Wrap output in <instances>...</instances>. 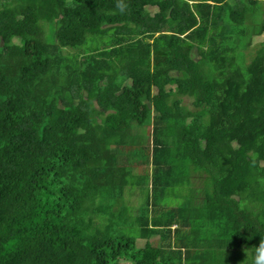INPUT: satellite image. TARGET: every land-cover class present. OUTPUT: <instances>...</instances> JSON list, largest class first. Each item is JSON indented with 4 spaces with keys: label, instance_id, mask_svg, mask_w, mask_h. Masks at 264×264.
<instances>
[{
    "label": "trees",
    "instance_id": "1",
    "mask_svg": "<svg viewBox=\"0 0 264 264\" xmlns=\"http://www.w3.org/2000/svg\"><path fill=\"white\" fill-rule=\"evenodd\" d=\"M263 5L0 0V264H255Z\"/></svg>",
    "mask_w": 264,
    "mask_h": 264
},
{
    "label": "clouds",
    "instance_id": "2",
    "mask_svg": "<svg viewBox=\"0 0 264 264\" xmlns=\"http://www.w3.org/2000/svg\"><path fill=\"white\" fill-rule=\"evenodd\" d=\"M255 264H264V239L255 246Z\"/></svg>",
    "mask_w": 264,
    "mask_h": 264
},
{
    "label": "rangeland",
    "instance_id": "3",
    "mask_svg": "<svg viewBox=\"0 0 264 264\" xmlns=\"http://www.w3.org/2000/svg\"><path fill=\"white\" fill-rule=\"evenodd\" d=\"M263 6H264V5H263ZM260 42H264V35L258 36V37L256 38V41H255L256 45H259ZM136 199H137V198H136Z\"/></svg>",
    "mask_w": 264,
    "mask_h": 264
}]
</instances>
